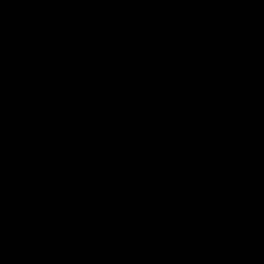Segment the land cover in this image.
Listing matches in <instances>:
<instances>
[{
	"label": "water",
	"instance_id": "obj_1",
	"mask_svg": "<svg viewBox=\"0 0 264 264\" xmlns=\"http://www.w3.org/2000/svg\"><path fill=\"white\" fill-rule=\"evenodd\" d=\"M0 264H264V0H52Z\"/></svg>",
	"mask_w": 264,
	"mask_h": 264
}]
</instances>
